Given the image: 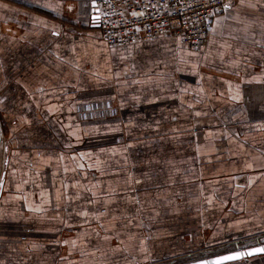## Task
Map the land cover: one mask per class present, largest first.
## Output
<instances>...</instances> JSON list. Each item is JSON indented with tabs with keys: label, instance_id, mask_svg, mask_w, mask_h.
Returning <instances> with one entry per match:
<instances>
[{
	"label": "crops",
	"instance_id": "obj_1",
	"mask_svg": "<svg viewBox=\"0 0 264 264\" xmlns=\"http://www.w3.org/2000/svg\"><path fill=\"white\" fill-rule=\"evenodd\" d=\"M92 4L0 0V264H189L264 244V0L216 16L202 51L111 48ZM100 103L115 114L83 118Z\"/></svg>",
	"mask_w": 264,
	"mask_h": 264
},
{
	"label": "built area",
	"instance_id": "obj_2",
	"mask_svg": "<svg viewBox=\"0 0 264 264\" xmlns=\"http://www.w3.org/2000/svg\"><path fill=\"white\" fill-rule=\"evenodd\" d=\"M236 1L97 0V22L102 40L111 48L171 37L189 49L202 51L208 43L213 19L227 11L211 13ZM133 12L137 15L133 16ZM81 110L86 119L115 114L109 103L89 104Z\"/></svg>",
	"mask_w": 264,
	"mask_h": 264
},
{
	"label": "snow or ice",
	"instance_id": "obj_3",
	"mask_svg": "<svg viewBox=\"0 0 264 264\" xmlns=\"http://www.w3.org/2000/svg\"><path fill=\"white\" fill-rule=\"evenodd\" d=\"M45 7H47V6H45ZM92 7H93V9L96 8L95 0H93ZM230 7H231L230 4H224V5H222V9H216L211 14L215 15L216 12H218L220 10L228 11L230 9ZM132 15L136 16L137 13L133 12ZM94 19H99V17H94ZM53 35H59V33L58 32H54ZM233 99H235V97H233ZM197 115H199V113H197ZM249 183H251V181ZM209 203H210V201H209ZM84 215L86 216L87 213H84ZM257 253H264V248H254L251 251H247V252L237 251V252H235V253H233L231 255L218 256L215 259H199V260H197L196 264H226L227 261L238 260V259H241V258H243L245 256H250V255H253V254H257Z\"/></svg>",
	"mask_w": 264,
	"mask_h": 264
},
{
	"label": "water",
	"instance_id": "obj_4",
	"mask_svg": "<svg viewBox=\"0 0 264 264\" xmlns=\"http://www.w3.org/2000/svg\"><path fill=\"white\" fill-rule=\"evenodd\" d=\"M94 17H99L98 16V11L95 9L93 11V16H92V20L97 24V20L98 19H94ZM254 248H264V244L262 245H257V246H253V247H249V248H244L242 250H236V251H232V252H229V253H225V254H221V255H217V256H212V257H209V258H205V259H215L217 258L218 256H225V255H231L237 251H244V252H247V251H251L252 249ZM264 253H257V254H253V255H250V256H245L241 259H238V260H230V261H227L226 264H230V263H234V262H237V261H240V260H246V259H249V258H252V257H255V256H259V255H263ZM197 261L195 262H192V263H189V264H196Z\"/></svg>",
	"mask_w": 264,
	"mask_h": 264
},
{
	"label": "rangeland",
	"instance_id": "obj_5",
	"mask_svg": "<svg viewBox=\"0 0 264 264\" xmlns=\"http://www.w3.org/2000/svg\"><path fill=\"white\" fill-rule=\"evenodd\" d=\"M3 128H4L3 123L0 122V130L2 131ZM1 131H0V132H1ZM0 137H1V133H0Z\"/></svg>",
	"mask_w": 264,
	"mask_h": 264
}]
</instances>
